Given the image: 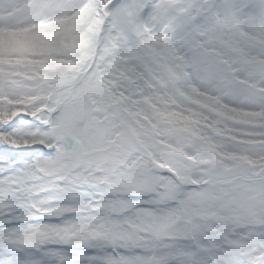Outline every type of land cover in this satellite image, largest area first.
I'll list each match as a JSON object with an SVG mask.
<instances>
[{
	"label": "snow or ice",
	"instance_id": "snow-or-ice-1",
	"mask_svg": "<svg viewBox=\"0 0 264 264\" xmlns=\"http://www.w3.org/2000/svg\"><path fill=\"white\" fill-rule=\"evenodd\" d=\"M0 264H264V0H0Z\"/></svg>",
	"mask_w": 264,
	"mask_h": 264
}]
</instances>
